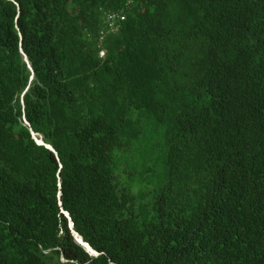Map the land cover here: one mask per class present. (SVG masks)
<instances>
[{
	"label": "trees",
	"instance_id": "trees-1",
	"mask_svg": "<svg viewBox=\"0 0 264 264\" xmlns=\"http://www.w3.org/2000/svg\"><path fill=\"white\" fill-rule=\"evenodd\" d=\"M0 264H264V0H0Z\"/></svg>",
	"mask_w": 264,
	"mask_h": 264
},
{
	"label": "water",
	"instance_id": "water-1",
	"mask_svg": "<svg viewBox=\"0 0 264 264\" xmlns=\"http://www.w3.org/2000/svg\"><path fill=\"white\" fill-rule=\"evenodd\" d=\"M33 133V132H32ZM33 137L36 138V135L33 133ZM37 140V139H36ZM40 141V142H39ZM37 140V142L40 144V145H45L48 149H50L51 151L54 152L53 148L50 146V145H46L43 140ZM61 195V194H60ZM64 214L67 216V218L69 219V227L70 229L72 230V233H73V237L75 239V241L81 245L88 253H90V255L92 256H98L99 254L88 244L86 243L83 238L77 233L74 231L73 229V222L71 221L70 217H69V214L67 212H64Z\"/></svg>",
	"mask_w": 264,
	"mask_h": 264
},
{
	"label": "rangeland",
	"instance_id": "rangeland-1",
	"mask_svg": "<svg viewBox=\"0 0 264 264\" xmlns=\"http://www.w3.org/2000/svg\"><path fill=\"white\" fill-rule=\"evenodd\" d=\"M145 139H146V143H145V146L141 147V150H140V154L142 155L141 158H142V162H140L142 165H144V162H146L144 160V156L147 157V154L149 153L148 151L152 148V144H153V141H154V134L149 130L145 136ZM155 142V141H154ZM158 151V150H157Z\"/></svg>",
	"mask_w": 264,
	"mask_h": 264
},
{
	"label": "clouds",
	"instance_id": "clouds-1",
	"mask_svg": "<svg viewBox=\"0 0 264 264\" xmlns=\"http://www.w3.org/2000/svg\"><path fill=\"white\" fill-rule=\"evenodd\" d=\"M102 53H103V55H104V52H101V55H102ZM102 55V56H103ZM26 60V62H27V64H29L28 63V61H27V59H25ZM29 68H30V66H29ZM30 70L32 71V69L30 68ZM34 133V132H33ZM33 133H32V136H33ZM36 135V134H35ZM34 138V137H33ZM35 139V141L37 142V140H42V138L40 137V136H38V135H36V138H34ZM37 139V140H36ZM38 143V142H37ZM39 144V143H38ZM40 145V144H39ZM45 146V145H44ZM47 148V147H46ZM53 152V151H52Z\"/></svg>",
	"mask_w": 264,
	"mask_h": 264
},
{
	"label": "built area",
	"instance_id": "built-area-1",
	"mask_svg": "<svg viewBox=\"0 0 264 264\" xmlns=\"http://www.w3.org/2000/svg\"><path fill=\"white\" fill-rule=\"evenodd\" d=\"M113 19H115V18H114V17H112V20H113ZM102 55H103V53H102Z\"/></svg>",
	"mask_w": 264,
	"mask_h": 264
}]
</instances>
